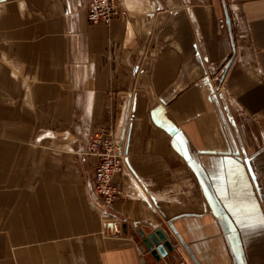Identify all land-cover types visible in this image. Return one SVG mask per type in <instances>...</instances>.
<instances>
[{
    "label": "crops",
    "instance_id": "0c3cea01",
    "mask_svg": "<svg viewBox=\"0 0 264 264\" xmlns=\"http://www.w3.org/2000/svg\"><path fill=\"white\" fill-rule=\"evenodd\" d=\"M225 1L218 90L222 0H119L110 24L88 0H0V264H160L137 233L160 227L179 248L162 263L264 264L242 223L264 213V0ZM109 127L128 144L106 206L88 143Z\"/></svg>",
    "mask_w": 264,
    "mask_h": 264
},
{
    "label": "built area",
    "instance_id": "2783aa9c",
    "mask_svg": "<svg viewBox=\"0 0 264 264\" xmlns=\"http://www.w3.org/2000/svg\"><path fill=\"white\" fill-rule=\"evenodd\" d=\"M127 12L119 0H88L87 18L92 24H110L114 19L126 16ZM127 144L128 141L110 127L99 129L90 137L88 154L98 158L94 191L106 206L112 205L124 192L114 182V177L126 173Z\"/></svg>",
    "mask_w": 264,
    "mask_h": 264
},
{
    "label": "water",
    "instance_id": "95a60500",
    "mask_svg": "<svg viewBox=\"0 0 264 264\" xmlns=\"http://www.w3.org/2000/svg\"><path fill=\"white\" fill-rule=\"evenodd\" d=\"M222 2H223L224 11H225V22H226V25L228 27L231 42H232L233 56L229 59L224 70L222 71V73L220 74V76L218 78L219 83L216 87L218 90L221 89V86H222V83L226 77V74H227L230 66L234 62L235 56H236V44L234 41V35H233V31H232V25H233L232 17L230 15L226 1L222 0ZM183 141H184L183 142L184 149L186 152V158L189 160L190 166L192 167L193 171L196 173V176L200 180L201 186H202L203 191L207 197V200L211 206V209L216 214V216L219 217L220 221L225 226L226 230L232 234L233 229L231 228L230 222L228 220L229 216L226 212L225 207L223 206L222 202L220 201L219 197L217 196V194L215 192V189L212 185V182L210 180L209 175L206 173V171L202 167V165L192 155H190L188 148H187V143L185 142V140H183ZM231 153H232L231 151L226 152L227 155H230ZM235 154H238V152H236ZM137 233L143 239V242H144L146 248H148V250L151 252V254L156 259V261H158V263L166 264V263H162V260L164 258L167 259L166 257L170 253L173 254L174 258H176L178 256L179 248L176 246L177 241L170 238L163 228H161V227L156 228L155 230H153L150 233H146L144 230L138 229ZM233 242L235 244H237V247L239 248L240 253L243 254L242 245H241L240 239L237 235H236V238Z\"/></svg>",
    "mask_w": 264,
    "mask_h": 264
},
{
    "label": "snow or ice",
    "instance_id": "6c2138e0",
    "mask_svg": "<svg viewBox=\"0 0 264 264\" xmlns=\"http://www.w3.org/2000/svg\"><path fill=\"white\" fill-rule=\"evenodd\" d=\"M257 210L256 205H252L250 211L246 214L245 220L242 223H245L246 227L255 228V227H264V213L258 215H253Z\"/></svg>",
    "mask_w": 264,
    "mask_h": 264
},
{
    "label": "bare ground",
    "instance_id": "6f19581e",
    "mask_svg": "<svg viewBox=\"0 0 264 264\" xmlns=\"http://www.w3.org/2000/svg\"><path fill=\"white\" fill-rule=\"evenodd\" d=\"M136 190V191H135ZM134 192H137L138 194H140V192H143L142 191V189H137V188H135L134 190H133ZM117 234V233H116ZM118 235V234H117Z\"/></svg>",
    "mask_w": 264,
    "mask_h": 264
},
{
    "label": "rangeland",
    "instance_id": "374dc122",
    "mask_svg": "<svg viewBox=\"0 0 264 264\" xmlns=\"http://www.w3.org/2000/svg\"><path fill=\"white\" fill-rule=\"evenodd\" d=\"M1 5H2V3H1ZM0 62L1 63H3L1 60H0ZM0 133H1V126H0ZM92 136V135H91ZM114 233H112V235H113ZM114 236V235H113Z\"/></svg>",
    "mask_w": 264,
    "mask_h": 264
},
{
    "label": "trees",
    "instance_id": "16d2710c",
    "mask_svg": "<svg viewBox=\"0 0 264 264\" xmlns=\"http://www.w3.org/2000/svg\"><path fill=\"white\" fill-rule=\"evenodd\" d=\"M176 258H178V257H176Z\"/></svg>",
    "mask_w": 264,
    "mask_h": 264
}]
</instances>
